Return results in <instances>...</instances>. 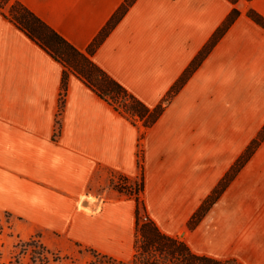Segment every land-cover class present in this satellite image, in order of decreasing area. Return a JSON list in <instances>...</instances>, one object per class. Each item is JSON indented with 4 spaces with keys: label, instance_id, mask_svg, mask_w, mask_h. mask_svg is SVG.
Segmentation results:
<instances>
[{
    "label": "crops",
    "instance_id": "obj_1",
    "mask_svg": "<svg viewBox=\"0 0 264 264\" xmlns=\"http://www.w3.org/2000/svg\"><path fill=\"white\" fill-rule=\"evenodd\" d=\"M18 1L82 51L124 2ZM91 59L161 105L153 122L133 124L70 74L57 131L65 67L0 13V211L127 260L135 203L109 184L139 176L161 232L264 264V0H133ZM103 193L83 202L96 211L77 207Z\"/></svg>",
    "mask_w": 264,
    "mask_h": 264
},
{
    "label": "trees",
    "instance_id": "obj_2",
    "mask_svg": "<svg viewBox=\"0 0 264 264\" xmlns=\"http://www.w3.org/2000/svg\"><path fill=\"white\" fill-rule=\"evenodd\" d=\"M132 2L133 0H124L105 26L83 51L71 45L65 38L18 0H0V13L25 31L32 40L38 43L55 60L63 63L65 69L63 70L61 79L62 93L66 91L69 73H73L123 115L124 110L119 107V103L122 99L129 100L125 108L133 113L135 118L142 119L143 117H150L147 121V124H150L161 111V105L158 104L150 111L139 99L105 73L91 59L95 48L102 42ZM253 16L258 21H262V18L256 13H253ZM210 198H208L209 202L211 201ZM204 211V205L199 207L188 221V226L190 227L192 224H195ZM140 232L142 240L139 245L140 251L138 257L131 256L127 260H120L113 256L100 253L102 258L107 259L106 261H109L110 264H241L233 258L217 259L203 254H196L190 250L183 240L161 232L151 221L145 224ZM30 242H34V239H29L26 244L30 245ZM93 252L99 253L94 250ZM104 259L99 260L96 264H106ZM30 261L31 264H35L36 262L34 251L30 256Z\"/></svg>",
    "mask_w": 264,
    "mask_h": 264
},
{
    "label": "rangeland",
    "instance_id": "obj_3",
    "mask_svg": "<svg viewBox=\"0 0 264 264\" xmlns=\"http://www.w3.org/2000/svg\"><path fill=\"white\" fill-rule=\"evenodd\" d=\"M70 74L75 75L73 73H69V75ZM64 94L65 93L61 92L58 101L56 115L57 131L60 127ZM128 102L129 100L122 99L119 103V107L124 110L125 117L133 122V124H138L142 127L148 126L149 124H147V121L150 117H143L142 119L138 117L135 118L133 116L134 114L125 108ZM139 151H141L140 148ZM138 177L139 176L129 180L122 176L113 175L109 184L110 193H108L114 197L131 198L134 200L136 215L133 232L134 241H132L133 246L131 247L132 257L139 256V245L142 240L140 230L145 224L151 221L143 204L140 193V178ZM106 197H108L107 194L103 193L97 197L82 198L85 200L91 199L100 201L102 199L104 200ZM80 200L77 203L79 209L87 213L96 211L95 207L92 208L82 205ZM192 225L189 228H192ZM183 235L184 232L176 237L181 239ZM29 239H34V242H30V245H27L26 242ZM33 251L36 255L35 264H96L99 260L104 259L102 258V253L100 254L99 252L97 254L93 252V250L91 251L87 245L80 244L65 235L57 234L49 228L36 226L26 220L23 215L0 211V264H31L30 256L33 254ZM106 260L107 259H104V261ZM106 264H110V262L106 261Z\"/></svg>",
    "mask_w": 264,
    "mask_h": 264
},
{
    "label": "water",
    "instance_id": "obj_4",
    "mask_svg": "<svg viewBox=\"0 0 264 264\" xmlns=\"http://www.w3.org/2000/svg\"><path fill=\"white\" fill-rule=\"evenodd\" d=\"M85 201V199L84 198H81V200H80V203L82 204V205H85L83 202ZM85 206H87V205H85ZM87 207H89V206H87ZM90 207H94V205L93 206H90Z\"/></svg>",
    "mask_w": 264,
    "mask_h": 264
},
{
    "label": "built area",
    "instance_id": "obj_5",
    "mask_svg": "<svg viewBox=\"0 0 264 264\" xmlns=\"http://www.w3.org/2000/svg\"><path fill=\"white\" fill-rule=\"evenodd\" d=\"M144 219H145V217H144Z\"/></svg>",
    "mask_w": 264,
    "mask_h": 264
}]
</instances>
